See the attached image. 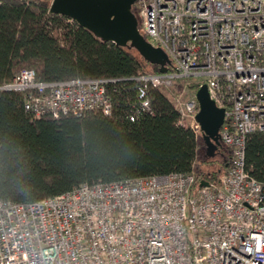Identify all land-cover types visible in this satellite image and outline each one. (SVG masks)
Segmentation results:
<instances>
[{"label": "built area", "instance_id": "2783aa9c", "mask_svg": "<svg viewBox=\"0 0 264 264\" xmlns=\"http://www.w3.org/2000/svg\"><path fill=\"white\" fill-rule=\"evenodd\" d=\"M134 7L144 36L171 60L167 72L135 78L141 108L151 112L149 85L193 81L192 96L173 101L180 123L199 137L196 92L206 84L225 109V170L208 185L194 172L173 173L83 184L28 204L0 200V264H264V184L246 167L249 136L264 132V0H135ZM116 81H41L26 69L0 90L22 92L37 118L111 114L107 89Z\"/></svg>", "mask_w": 264, "mask_h": 264}, {"label": "trees", "instance_id": "16d2710c", "mask_svg": "<svg viewBox=\"0 0 264 264\" xmlns=\"http://www.w3.org/2000/svg\"><path fill=\"white\" fill-rule=\"evenodd\" d=\"M51 2L0 1V85L26 69L41 81L114 78L118 81L107 89L112 112L37 118L25 108L22 92L0 90V200L28 204L83 184L173 173L194 172L198 182L217 180L230 149L221 144L214 167L201 150L202 135L180 123L173 98L184 81L169 88L149 85L151 112L143 110V84L135 78L159 67L135 49L103 41L52 13ZM190 89L194 93L197 85ZM246 167L264 184L262 131L248 138Z\"/></svg>", "mask_w": 264, "mask_h": 264}, {"label": "water", "instance_id": "95a60500", "mask_svg": "<svg viewBox=\"0 0 264 264\" xmlns=\"http://www.w3.org/2000/svg\"><path fill=\"white\" fill-rule=\"evenodd\" d=\"M134 3L135 0H52L50 10L70 18L103 41L135 49L148 63L157 65L159 72H167L171 60L162 48L153 46L141 32ZM196 98L199 102L196 120L201 125L207 155L214 157L222 144L220 130L225 109L217 106L210 97L206 84L197 90ZM201 185H208V182L202 181Z\"/></svg>", "mask_w": 264, "mask_h": 264}, {"label": "rangeland", "instance_id": "374dc122", "mask_svg": "<svg viewBox=\"0 0 264 264\" xmlns=\"http://www.w3.org/2000/svg\"><path fill=\"white\" fill-rule=\"evenodd\" d=\"M134 12H135V14H136V16H137V18L139 20V28H140V30L142 32L143 31V25H144V18H143L142 14H141V12H140V10L138 8L134 7ZM176 83L177 82H175L174 85ZM188 84L194 85V82L193 81H189V82L185 81L183 83H179L178 86H177V89L179 91L178 95L180 96L181 99L185 100V99H188V98H190L192 96L193 92H192V89H190V85L186 86ZM174 85L172 87H174ZM163 88H166V87H163ZM175 103H176V101H175ZM201 150L205 151V154L207 155V146L205 144V141H204L203 147H201ZM202 153H204V152H202ZM212 159L214 160V167L215 166L217 167V163H219V161H220L219 156L215 155L214 157H212ZM198 163L200 164L199 161H198Z\"/></svg>", "mask_w": 264, "mask_h": 264}, {"label": "flooded vegetation", "instance_id": "af4514ba", "mask_svg": "<svg viewBox=\"0 0 264 264\" xmlns=\"http://www.w3.org/2000/svg\"><path fill=\"white\" fill-rule=\"evenodd\" d=\"M217 156H218V152H217V154H216Z\"/></svg>", "mask_w": 264, "mask_h": 264}]
</instances>
